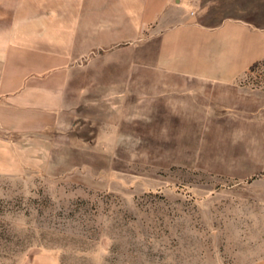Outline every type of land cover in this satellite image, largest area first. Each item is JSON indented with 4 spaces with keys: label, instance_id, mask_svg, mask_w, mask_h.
Instances as JSON below:
<instances>
[{
    "label": "crops",
    "instance_id": "crops-1",
    "mask_svg": "<svg viewBox=\"0 0 264 264\" xmlns=\"http://www.w3.org/2000/svg\"><path fill=\"white\" fill-rule=\"evenodd\" d=\"M263 57L264 0H0V175L49 167L103 105L110 167H181L264 203V102L237 82Z\"/></svg>",
    "mask_w": 264,
    "mask_h": 264
},
{
    "label": "rangeland",
    "instance_id": "rangeland-1",
    "mask_svg": "<svg viewBox=\"0 0 264 264\" xmlns=\"http://www.w3.org/2000/svg\"><path fill=\"white\" fill-rule=\"evenodd\" d=\"M237 82L264 102V57ZM97 107L90 119L73 121L49 167L0 175V264H35L39 257L53 264L264 258V203L239 193L246 183L115 159L110 167L104 155L114 134L104 133L103 105ZM117 114L113 107L112 123Z\"/></svg>",
    "mask_w": 264,
    "mask_h": 264
}]
</instances>
